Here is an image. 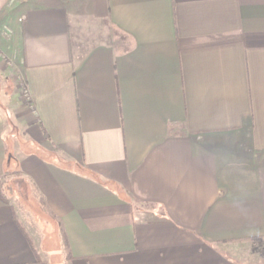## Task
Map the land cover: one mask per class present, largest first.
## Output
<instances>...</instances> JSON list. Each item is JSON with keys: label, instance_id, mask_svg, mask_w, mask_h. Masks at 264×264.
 <instances>
[{"label": "crops", "instance_id": "1", "mask_svg": "<svg viewBox=\"0 0 264 264\" xmlns=\"http://www.w3.org/2000/svg\"><path fill=\"white\" fill-rule=\"evenodd\" d=\"M262 237L264 0H0V264H264L234 252Z\"/></svg>", "mask_w": 264, "mask_h": 264}, {"label": "rangeland", "instance_id": "2", "mask_svg": "<svg viewBox=\"0 0 264 264\" xmlns=\"http://www.w3.org/2000/svg\"><path fill=\"white\" fill-rule=\"evenodd\" d=\"M19 83L23 98L25 100H28L26 99V96L24 94L25 88H28L26 86L25 81L21 79ZM29 100H32L31 92ZM22 148L23 147L19 149L20 153H22ZM43 154L44 153L42 152V155ZM13 163L15 164L17 163V161L14 160ZM24 180V177H19L14 174L11 182L9 183L10 186L5 189L6 194H9V192L11 191L12 193L14 192L13 194H15L16 191L22 194L24 191L23 188H25L23 187V185L26 184ZM18 192H16V196H14V203L17 212H19V214L21 215L22 222L25 223L26 228L31 232V234L35 238L37 245L40 247L41 254L45 257L47 256L51 257V259L57 260L59 258V255L56 253L57 251L54 247H56L59 232L57 235V232L54 230L56 228V225L59 224L58 221L46 218L45 216L38 213L35 207L36 205L32 204V199L30 202H26V200L23 199ZM235 246L237 247L235 248L236 250L234 249V252L239 257V259H243L249 262L248 260L249 258H251V263H259L260 260H262L261 262H264V237L254 240L247 239L238 243V245Z\"/></svg>", "mask_w": 264, "mask_h": 264}, {"label": "trees", "instance_id": "3", "mask_svg": "<svg viewBox=\"0 0 264 264\" xmlns=\"http://www.w3.org/2000/svg\"><path fill=\"white\" fill-rule=\"evenodd\" d=\"M2 198H3V200L5 202L10 203V199L6 196V193L5 192H2ZM13 214H14V219H15L16 223L18 224V226L20 227V229L22 230V232L25 234L27 240L29 241V243L31 244V246L33 247V249L36 250L32 236L28 232V230L25 227V225L19 219V216L17 214V211L15 210L14 207H13Z\"/></svg>", "mask_w": 264, "mask_h": 264}, {"label": "built area", "instance_id": "4", "mask_svg": "<svg viewBox=\"0 0 264 264\" xmlns=\"http://www.w3.org/2000/svg\"><path fill=\"white\" fill-rule=\"evenodd\" d=\"M24 94H25V96H26V99H30V91H29V89L28 88H25V90H24Z\"/></svg>", "mask_w": 264, "mask_h": 264}]
</instances>
